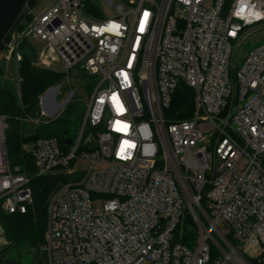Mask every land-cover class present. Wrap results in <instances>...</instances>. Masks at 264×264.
I'll list each match as a JSON object with an SVG mask.
<instances>
[{
	"label": "built area",
	"instance_id": "1",
	"mask_svg": "<svg viewBox=\"0 0 264 264\" xmlns=\"http://www.w3.org/2000/svg\"><path fill=\"white\" fill-rule=\"evenodd\" d=\"M106 2L116 15L55 0L17 33L46 43L43 65L60 60L68 77L77 67V79L98 80L66 147L57 137L24 141L33 173L11 165L0 109L2 207L27 213L32 177L61 176L46 205L49 264H264V43L234 63L247 28L264 24V0ZM181 83L195 91L194 114L167 123ZM59 88L43 92L30 125L76 98L59 102ZM188 217L193 245L179 239Z\"/></svg>",
	"mask_w": 264,
	"mask_h": 264
},
{
	"label": "trees",
	"instance_id": "2",
	"mask_svg": "<svg viewBox=\"0 0 264 264\" xmlns=\"http://www.w3.org/2000/svg\"><path fill=\"white\" fill-rule=\"evenodd\" d=\"M84 1L88 13L101 16L97 0ZM23 28L24 24L21 23L16 33ZM23 42L31 46L27 38H23L19 44L22 45ZM30 48L34 49L33 46ZM18 67L21 78L20 93L16 83L3 77V67L0 66V109L7 115L9 123L6 138L11 165L20 166L23 171L33 173L34 162L23 150L24 141L37 137H57L61 146L66 147V136H73L70 134L73 130L77 132L85 112V104L73 99L59 116L30 129L25 117L40 114V96L47 88L57 85L65 73L38 67L33 63V58L23 51ZM80 79L86 93L90 95L97 83V76L81 71ZM194 111L195 91L187 84L181 83L174 93L171 105L164 109L165 121L168 123L190 118ZM60 179L58 174L32 177L34 204L27 213H9L3 209L0 201V225L8 241V245L0 251V263L24 264L25 257L41 259L47 227V200L59 185ZM201 204L205 207L204 200H201ZM197 234L198 228L194 220L188 217L181 229L180 241L193 245Z\"/></svg>",
	"mask_w": 264,
	"mask_h": 264
},
{
	"label": "rangeland",
	"instance_id": "3",
	"mask_svg": "<svg viewBox=\"0 0 264 264\" xmlns=\"http://www.w3.org/2000/svg\"><path fill=\"white\" fill-rule=\"evenodd\" d=\"M55 0H38L36 5L32 10L27 13L26 17L22 20V24H24V28L20 31L23 32L25 28L29 25L31 22V19H33L35 14H39L43 12L49 5H51ZM114 3H122V0H114ZM98 5L101 9V16H98L99 18H106L111 17L113 15H116L118 13V10L116 6L109 5L106 0H99ZM130 5L126 3L124 10L129 11ZM248 34L246 38L242 41L241 45L237 47L234 53V63L236 67H240L242 63L244 62V59L248 52L254 48L255 46H258L260 44L264 43V24H258L254 26H250L247 28ZM28 40V43H31V46L34 47V49L30 48L31 46H27L26 42H23L22 45L19 44L21 39L18 38V34H15L14 40L12 43H14L15 51L12 53V56L8 59L6 56L10 52L9 45L4 49L0 51V66L3 67V77L7 80L12 81L13 83H16L19 87V93H20V81L21 78L19 76V61H16V55L19 52L22 56V51L33 58V63L37 65L40 68L44 69H52L54 71L65 73V75L62 77L61 81L55 85L59 86V90L57 92V100L59 102H63L69 95L71 91H73L76 95L75 99H78L82 103H84L86 100H88L89 96L84 88L83 81L81 79H77V67L72 70V78L67 76V70L65 68V65L59 60V61H53L52 65L50 67H47L43 65L39 60V50H43L46 43L42 40L31 38V37H25ZM44 94H42L40 98V108L43 109L42 106V97ZM62 110V109H61ZM57 115V114H56ZM56 115H46L47 118L53 119L56 117ZM28 123V122H27ZM30 129H34L35 126L28 125ZM32 131V130H31ZM71 135L75 136V130L71 131ZM99 206L98 203H95V207ZM4 209V208H3ZM8 245V241L6 240L2 226L0 225V251L4 250V248ZM24 264H32L33 263V257H25L24 258ZM0 264H6V263H0Z\"/></svg>",
	"mask_w": 264,
	"mask_h": 264
},
{
	"label": "water",
	"instance_id": "4",
	"mask_svg": "<svg viewBox=\"0 0 264 264\" xmlns=\"http://www.w3.org/2000/svg\"><path fill=\"white\" fill-rule=\"evenodd\" d=\"M38 0H0V51L4 50L13 40L17 27L34 8ZM68 130L65 131V134ZM68 139L67 143H71ZM32 264H49L45 251L41 253V259H34Z\"/></svg>",
	"mask_w": 264,
	"mask_h": 264
}]
</instances>
